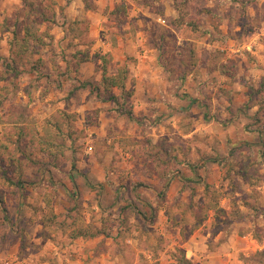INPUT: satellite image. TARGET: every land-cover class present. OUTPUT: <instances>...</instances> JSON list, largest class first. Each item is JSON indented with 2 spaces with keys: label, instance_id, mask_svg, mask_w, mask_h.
Segmentation results:
<instances>
[{
  "label": "rangeland",
  "instance_id": "rangeland-1",
  "mask_svg": "<svg viewBox=\"0 0 264 264\" xmlns=\"http://www.w3.org/2000/svg\"><path fill=\"white\" fill-rule=\"evenodd\" d=\"M95 3L0 0V264L81 237L109 241L106 264L177 263L186 246L167 234L186 241L198 221L189 264H264V0ZM103 55L110 75L129 69L116 102Z\"/></svg>",
  "mask_w": 264,
  "mask_h": 264
},
{
  "label": "crops",
  "instance_id": "crops-1",
  "mask_svg": "<svg viewBox=\"0 0 264 264\" xmlns=\"http://www.w3.org/2000/svg\"><path fill=\"white\" fill-rule=\"evenodd\" d=\"M16 1L21 2V0H16ZM95 1L97 2V0H95ZM5 7H7L6 4H5ZM3 23H4V21H2L0 19V27H2ZM0 31H2V29H0ZM109 44H110V47H114L110 42H109ZM140 56H142V59H143L142 62L143 63L138 62L139 67H141L143 69L148 68V66H150V65L146 64V63H148L147 62V51L145 50L144 53ZM135 66H136L135 63H129V67H131V68L134 67V68H132L133 70L137 69V68H135ZM126 86H128V82H127ZM176 177H178V175ZM153 207L157 208L156 205L155 206L153 205ZM159 210H161V209L159 208L157 210V212ZM161 233L164 234L163 231ZM175 234H176L178 240L180 241V243H183L184 246H186L185 256H184L185 259L191 263L196 262L197 260L200 262L201 259H200L199 255H203L205 253H201L199 251L197 252V250L199 249V246L201 247V244L199 245V243H201V241H202V244L206 243V240H207L206 236L209 233L208 234H205L204 232H203V234H201L200 232H198V233L196 232L194 234L190 233L187 235L188 238H186L187 239L186 241H183V239L181 238L180 231H175L172 229V230H170V232H168L167 235L171 238ZM109 237L107 239H109ZM172 239L173 238H171V240ZM178 240L174 238L175 242H173V244L178 243L179 242ZM50 241H51V243H53V246H52L53 249L52 248L46 249L48 244H45V246H43L42 243H44V241L38 240V241H34V242L28 244L27 249L29 250V252H26V254H28L29 256H33L35 259L43 261V263H46V264H57L55 258L57 260H59V262H58L59 264H70V263L91 264L94 261H98V260L100 262H102L101 264H106V262L109 261V255L110 254H109V249H108V245H107V244H109V241L106 242L105 248L98 245V239H96V240L93 239V241H92V240L84 239L81 237L79 239H75L74 242L70 241L68 243L61 244V245L58 242H54L52 240H50ZM129 242L132 243V240ZM56 244H59V245H56ZM173 244H170V246H166L163 250H161V252H170L169 250H171V248L173 247ZM20 246H21V244L19 241H16L14 243V248L19 250V251L21 250ZM45 253H47V254H45ZM212 254L213 253H210V255H212ZM170 257H171V255H170ZM47 259H49V260H47ZM105 260H106V262H104ZM48 261H49V263H48ZM170 262H171V264L176 263L175 257L172 256ZM201 262H202V260H201ZM96 264H98V263H96Z\"/></svg>",
  "mask_w": 264,
  "mask_h": 264
},
{
  "label": "trees",
  "instance_id": "trees-1",
  "mask_svg": "<svg viewBox=\"0 0 264 264\" xmlns=\"http://www.w3.org/2000/svg\"><path fill=\"white\" fill-rule=\"evenodd\" d=\"M83 2H84V4H85V8L86 9H96V7H97V5H96V3H95V0H83ZM50 20V19H49ZM27 34L25 35V37L24 38H22V39H20V43H19V46H21L20 47V49H19V51L18 52H16V53H18L19 54V52H21V53H25L28 49H31L33 46H34V44H36L35 43V40H36V38L34 37V35H33V33L31 32V31H29L28 30V32H26ZM18 38H16V42H19V40H17ZM111 44L113 45V46H115L116 44H117V40H116V38H113V41L111 42ZM100 59H101V61H102V85L105 87V91L106 92H109L110 93V95H109V99H112V100H114L115 102L118 100V95H116V94H112L111 92L113 91V90H115V89H117V90H120V91H124L125 89H126V85H127V80H128V72H129V69H128V67H121L119 70H118V72L116 73V74H113V75H110L109 73H108V69H107V65H108V63H109V61H110V59L109 58H107V57H105V55H103L102 57H100ZM10 67H9V69L11 68V70H13V71H18V70H15V68L17 67V65H16V67H14L12 64H10L9 65ZM17 69V68H16ZM0 78H4V76H2V77H0ZM263 84V83H262ZM77 89H88V88H90V90H91V92H94V93H96V96L98 97V98H100V99H102L103 100V95H102V91H101V87H100V85L99 84H93L91 81H82L81 83H80V85L79 86H77L76 87ZM260 92V91H259ZM258 91H257V93H259ZM256 93V94H257ZM125 114H128L129 115V117H133V113H132V111H130V110H127L126 111V109H124V111H123ZM259 115H260V111L258 110L255 114H254V118H256V120L259 118ZM263 144H264V141H263ZM233 154H234V151H232V154H231V156H230V158L233 156ZM231 160V159H230ZM54 165H56V163H53ZM240 171V173L250 182V184L251 185H254L255 184V182H253L250 178H248L247 177V175L243 172V170H239ZM250 172H251V175H250V177L251 176H253V173H254V170L251 168L250 169ZM181 179H182V181H183V183L186 185V184H188L189 182H191V181H193V179L192 178H190V177H188L187 175H184V174H182L181 173ZM203 182V184H204V186H205V191H206V193H210L211 192V184L210 183H208V182H205V181H203L201 178H200V182ZM140 184V182H138V183H135V185H133L134 187H136V186H138ZM248 204V203H247ZM189 206V205H188ZM187 206V207H188ZM191 206V205H190ZM253 207V206H252ZM190 208V207H189ZM189 208H188V210L187 211H189ZM255 208V210L256 211H258V212H260L262 209L260 208V207H254ZM156 212V209L155 208H153V213H155ZM143 216L146 218L147 217V213L145 212V211H143ZM201 222L200 221H198L197 222V225H199ZM174 224H176V225H180V223H178L177 222V220L175 221V223ZM197 225H195L193 228H191L189 231H188V233H187V235L188 234H190V233H192L198 226ZM183 227H181V229H182ZM183 230H184V228H183ZM103 232V231H102ZM105 232V231H104ZM111 233L110 232H108V234H106V235H108V236H111L110 235ZM185 237H186V234H185ZM179 262H181V264H189L190 262L188 261V260H186L185 259V257L184 258H181V259H179V260H177V263H175V264H180Z\"/></svg>",
  "mask_w": 264,
  "mask_h": 264
}]
</instances>
